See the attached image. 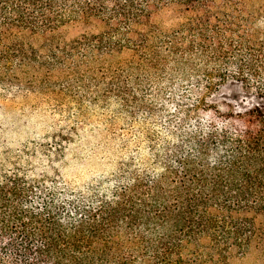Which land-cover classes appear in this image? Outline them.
I'll return each mask as SVG.
<instances>
[{
	"label": "trees",
	"instance_id": "obj_1",
	"mask_svg": "<svg viewBox=\"0 0 264 264\" xmlns=\"http://www.w3.org/2000/svg\"><path fill=\"white\" fill-rule=\"evenodd\" d=\"M168 8L183 21L165 33L153 18ZM263 21L264 0H0V80L38 56L28 42L39 37L65 70L99 71L112 85L125 68L199 57L214 66L207 71L219 75L217 87L235 80L257 99L207 109L198 130L179 125L157 149V171L116 180L105 195L70 196L69 212L4 178L0 264H237L249 256L264 264ZM80 22L105 30L66 42L64 30ZM125 52L127 66H104Z\"/></svg>",
	"mask_w": 264,
	"mask_h": 264
},
{
	"label": "rangeland",
	"instance_id": "obj_2",
	"mask_svg": "<svg viewBox=\"0 0 264 264\" xmlns=\"http://www.w3.org/2000/svg\"><path fill=\"white\" fill-rule=\"evenodd\" d=\"M153 19L165 33L183 21L172 8ZM104 30L100 22H80L62 35L70 42ZM28 43L38 56L20 66L12 80H0V181L24 180L42 204H65L70 196L82 201L98 197L111 192L116 180L155 172L157 149L171 140L176 127L198 130L215 105L232 102L237 108L257 101L238 81L228 79L217 87L219 75L207 71L214 66L206 67L199 57L187 64L170 56L163 70L125 68L119 85H112L99 71L82 76L65 70L48 54L42 38ZM109 59L104 66H127L129 54ZM62 210L70 211L66 204ZM237 264L262 261L249 256Z\"/></svg>",
	"mask_w": 264,
	"mask_h": 264
}]
</instances>
